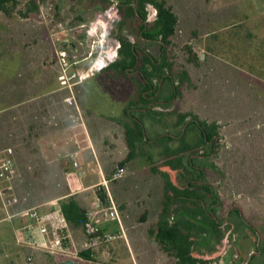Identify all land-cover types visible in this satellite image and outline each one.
<instances>
[{
  "label": "rangeland",
  "instance_id": "rangeland-1",
  "mask_svg": "<svg viewBox=\"0 0 264 264\" xmlns=\"http://www.w3.org/2000/svg\"><path fill=\"white\" fill-rule=\"evenodd\" d=\"M156 1L171 7L178 18L172 45L167 51L170 61L175 63L172 76L179 84L177 86H180L177 72L181 71L179 69L181 66L187 65V51H191L200 59L204 56V59L195 64L196 68L189 66V71L196 81L195 89L188 90L182 87L177 98L166 108H162L164 118L161 123L152 118H141L147 138V142L141 145L142 152L140 150L139 155L129 163V169L126 165L124 166L126 174L122 178L109 182L107 187L102 189L109 192L115 202V197L125 202L123 214L119 206L117 207L126 239H118L96 248L91 251L90 260L79 259L78 254L83 251L84 243L81 245V242L74 240V246L69 239L67 246L73 257L66 258L40 252L33 257L32 262H28L29 251L16 245L13 236L14 223L6 218V214L0 213V264H57L62 260H75L82 264H134L132 259L138 264L168 263L167 254L160 249L155 238L149 233L151 228L155 232L157 230L156 223L162 210V202L165 200V179L161 172L168 174L172 183L180 188H184L187 184H197L198 187L200 183H208L213 188L214 198L221 200L217 208L214 206L215 200L212 195L207 192L202 195L203 207L207 210L213 209L219 226L214 227L213 232L202 228L191 232L195 257L204 262L213 261L222 264H264V217L251 219L252 223L254 221L253 228H247L245 220L235 216H231L227 222L225 220L229 214V166L232 163V161L229 162V151L233 147L240 148L241 143L240 139L232 136V132L241 129L244 124L240 118L237 125H234L236 130H232V126L229 127L231 123L229 120H233L229 118V24L232 21L239 24L244 18H260L262 12L258 10V6L261 0ZM118 2V0H109L102 5L98 3V0H38L39 11L26 14L29 0H19L17 10L12 15L0 12V112L20 99L32 98L35 93L63 86L60 80L62 68L57 51L66 53L64 64L68 69V77L78 71L85 72L91 77L92 75L89 74L91 69L109 63V60L99 55V51L102 45L105 46L106 52L116 48L115 41L119 42V37L140 43L157 58L158 43L141 41L133 29L134 24L131 20H126L120 26L117 23L121 20L119 16H116L112 31L107 38H103L100 29L98 38L88 35L89 31L92 32L91 25L95 23L98 14L113 12L117 7L121 11L127 10L126 6L121 7ZM148 10L152 14V8L148 7ZM262 18L264 19V15ZM92 50H94L93 53L90 52ZM121 58L120 55L114 59L111 58L113 60L111 64L117 63ZM89 76L85 84L70 89L81 110L77 112L73 104L60 106L59 110L57 109L58 129L69 130V134L75 135L81 130L80 122H83L95 143L102 169L104 170L112 163L113 169H117L120 167V159L128 150L120 123L124 121L125 128L134 127L133 118H126L124 111L137 106L141 93L135 90L133 95L131 92L134 90L126 91L128 89L126 85L135 82L125 80V75L114 78L113 75L103 72L96 78ZM77 80L78 75L71 82L74 83ZM119 84H123L121 92H117ZM164 88L170 90L168 84ZM127 93L132 96L129 98ZM60 95H69V91L61 92ZM55 98L57 97H53L54 101ZM247 109L250 111V106ZM29 114H32L31 111ZM133 114L137 116V113ZM183 114L190 115L187 119L189 122L205 121L209 124L215 122L220 128L218 136L220 141L216 157L212 160L213 168L208 169L206 176L199 182L194 181L197 170L187 174L183 170L175 171L167 166L158 154L161 152V147L152 142L166 135L180 137L182 125L175 126V124ZM12 117L13 113L10 118ZM13 118H16V112ZM72 127L74 128L70 131ZM191 131L189 136L192 137L191 143L195 145V149L186 154L184 162L191 158L195 165L199 163L197 159L199 152L204 151V154H210L212 145L201 142L200 129L193 126ZM14 133V137L18 138L19 130H15ZM3 135H6L4 131ZM179 139L177 138L171 145L178 147ZM8 147L13 149L17 158V147L11 145ZM29 150L30 152L33 150L32 143ZM83 158L89 163L93 159L91 151L84 152ZM32 160L34 162V158ZM40 160L42 168H46L47 179L56 180V184L61 183L60 185L63 186L66 181L65 174L70 170L68 167L72 161L71 157H65V154L48 157L42 155ZM145 166L151 167L143 168ZM17 168V194L20 197V192L27 193L28 190L21 182L23 180L19 165ZM32 168L29 170L31 174L34 171ZM104 173L106 176L109 175V172ZM39 174H42V171ZM86 175L87 181H101L96 165H93L92 169L88 164ZM40 178L41 175L38 180ZM47 185L43 194L46 197L42 199L51 197L54 189L59 186V184ZM28 189L32 188L28 187ZM196 191L199 194L202 193L197 189ZM43 196L40 194V198ZM179 204L174 205L173 212L169 215L170 222L180 218V214L176 212V209L181 207ZM116 205H118L117 202ZM189 208L195 210V206L191 204ZM184 213L191 212L183 211L181 215L183 216ZM192 217L194 220L200 219L199 214ZM107 223L112 225V229L108 231L115 232L119 229L116 222ZM220 224L223 226L221 227ZM22 225L23 223H19L16 227Z\"/></svg>",
  "mask_w": 264,
  "mask_h": 264
},
{
  "label": "crops",
  "instance_id": "crops-1",
  "mask_svg": "<svg viewBox=\"0 0 264 264\" xmlns=\"http://www.w3.org/2000/svg\"><path fill=\"white\" fill-rule=\"evenodd\" d=\"M258 10L262 12L260 18H244L239 24L233 21L229 24V118H233V120H229V122H231L229 123V127L232 126V130H236L234 125H237L236 123H238V119L241 118L244 124L241 129L235 132H232L231 130L232 136H236V139H238L243 136L246 137V135L250 136L251 132H255L254 135H257L258 139L257 142H253L254 146L252 148V153L255 158H252V161H249V163L242 166L237 165L238 169L243 171L249 167L248 170L250 172L247 171V176H244L246 173H243L241 177L235 175L233 178V174L230 175L232 177H229V219L231 216H235L236 218L245 220L244 222L247 228H253L252 225H254V221L252 223L251 219L253 220V218L264 217V19L262 18V15H264V0L260 1ZM103 72L110 74V76L113 75L114 78L123 75L112 68H105L102 71L93 74L90 78H96ZM82 84H85V82L76 84L72 86V88L74 89ZM126 86L128 87L126 91L134 90V93L131 92V94L134 95L137 88H135L132 83H129V85ZM122 88L123 84L117 85V92H121ZM66 90L69 91V95L59 96L61 92ZM127 95L129 98L132 96L129 93H127ZM54 96L57 97L55 98V101L53 100ZM26 98L27 97H25L18 105L19 114L23 111L29 113V103L33 102V118H18L19 126H21L19 127V133L17 134L18 148L22 147V145L25 144L26 139L31 137L34 149V163L37 159L35 158L36 156L40 158L42 155L48 157L56 156V154H65V157H71L72 161L74 159L77 160L79 162V168L76 170L73 169L72 161L69 164V172L73 170L75 171V175L67 176L69 172L65 174L66 181L64 185L67 190L65 193L56 194L53 192L51 197L37 201L20 200L19 204L15 206L14 209H11V213H17L20 210L41 205H45L43 210H49L54 206L60 205L64 198L73 196L79 206L85 210L87 214L90 213L94 216L95 221L98 222L103 230H111V223H107L104 220V215L101 211L103 205L98 197L97 191L102 188L104 189V186L102 185V174L105 179L107 178L106 180L109 183L111 182V172L116 168L113 169L112 163L107 165L104 170L102 169L101 162L97 157L98 153L95 143L90 136L87 126L83 122H80L81 130L78 133H75V135L73 133L69 134V130L62 131L58 129L59 123L57 122V115L59 114L57 109L59 110L60 106L65 107L73 104L77 112L81 110L75 95L72 94V91L67 86H56L55 89H46L43 92L35 93L32 98L29 97L30 99ZM249 106L251 108L250 111L247 109ZM130 109L127 108L124 111L126 118H130L128 116ZM250 118L252 119L251 121ZM1 120L3 121V118H0V121ZM124 123L125 122L122 121L120 126L124 135L125 145H127L126 128L124 127L125 125H123ZM29 124H32V133L29 130ZM73 128L74 127H72L70 131H72ZM3 131L6 135H3ZM9 140L10 137L7 135L5 129L0 126V154L1 151L6 148V144L9 145ZM20 149H23V154L25 153L28 156H31V154L25 151L24 148ZM233 149V151L237 150V148L234 147ZM58 150H60V152H58ZM87 150H90L93 156V159L89 163L83 158V154ZM248 150V145L243 146V151ZM127 155L128 150L126 155L120 159L121 161L119 162L124 161ZM88 164L91 165L92 169L93 165H96L101 181L92 182L86 180ZM126 166L128 169L130 168L129 163L126 164ZM148 167L151 166H145L143 168ZM229 169H232L231 164ZM234 170L236 169L233 168L232 172ZM104 172H109V175L106 176ZM108 177L110 178L108 179ZM46 179L47 178L45 177L41 179L44 185L50 183V181ZM115 198L118 204L117 206H119L120 211L123 214L124 208L126 207L125 202L121 199H117V197ZM258 214L261 215L259 216ZM184 215L185 217L192 219L195 224L198 223L199 226V219L194 220L189 214L184 213ZM12 222L14 223L13 236L15 237L16 245L18 247H23L26 251H29L32 258L40 252H43L41 250H32V248L28 246L29 236L20 234L19 237L17 230L22 228L26 223V220L14 218ZM19 223H23V225L21 227H16ZM115 231L117 232L118 229ZM69 235L73 245L74 240L81 242V245L86 240L84 228L72 229L70 227ZM33 240L38 241L39 239L35 237L31 239V241ZM193 255H195L194 252ZM60 262L63 261H59L57 264Z\"/></svg>",
  "mask_w": 264,
  "mask_h": 264
},
{
  "label": "trees",
  "instance_id": "trees-1",
  "mask_svg": "<svg viewBox=\"0 0 264 264\" xmlns=\"http://www.w3.org/2000/svg\"><path fill=\"white\" fill-rule=\"evenodd\" d=\"M107 1L109 2V0H104V2L108 3ZM18 2L19 0H0V12H6L8 15H12L17 10ZM148 3L153 4L158 10V19L154 26L155 32L154 35L152 36L158 38L161 37L163 44L167 45L169 48V46L172 45V37L175 34V29L178 23L177 15L173 12L171 7L166 6V4H164L163 2H157L156 0H125L123 2V5L126 6L127 9L126 20L130 21L131 19H144L146 17V10H145L146 4ZM39 8L40 7L38 0H29L26 9V14L38 12ZM119 41L121 43V49L119 51V54L121 55L122 58L117 63L110 64L109 67L118 68L117 71L125 75L124 77L125 80L131 82L132 80L128 78L129 74L126 72V69L136 64L137 61L136 52H135L136 50L133 49L132 44L128 41V39L119 37ZM187 53H188L187 56L188 58L186 59L187 65H184V67L181 66L179 68L181 69V71L177 72V78L180 83V86H178V92L183 89L182 87H185L188 90H193L196 87V81L192 73L189 71V66L196 68L195 64L201 61V59L197 58L191 51H187ZM142 64L143 67L145 68L144 71L145 76L154 77L157 78L158 80H161L164 77L166 73L165 68L169 69L171 75H173L172 73L175 71L174 70L175 63L170 61L167 52L162 58L161 63L159 62L158 59L152 60L148 57H144L142 60ZM148 67L153 68V70L148 72L146 70ZM167 81L172 82L171 77L170 79L168 78ZM143 90H145V88ZM188 92L191 93L192 91H188ZM144 98L145 97L143 95L140 96V99L142 101L144 100ZM22 101L23 99H20L17 103L8 106V108H6L5 110H1L0 112V118H3V121L2 120H1L2 122L0 121V126L5 129L7 135L10 137L9 145L17 147L16 153L18 157L16 158L14 155V159L16 158L15 159L16 167H18L19 165L21 178L23 180L21 182L23 183L25 188L27 187L28 190V192L26 190L27 193L20 192L21 195L19 197V195L16 192V187H17L16 184L17 178H16V180L14 181V186H15V193L19 198V202L20 200L22 201L23 199L26 201H37L46 197L43 196V194L45 191L44 189L48 186L47 184H49L50 186L54 184L55 185L59 184V186H57V188L54 189V192L56 194L65 193L67 191L66 186L64 185L65 183L63 184V186H61L62 185L61 183L58 184L55 183L56 180L55 181L49 180L50 183L44 185L43 181H41V179H43L44 177L47 178V174L45 172L46 168L45 169L42 168V164L40 163V158H38L37 156H36L37 162L34 163L32 160V158L34 157V156L32 157V155H34L33 154L34 149L32 150L33 152L32 151L30 152L29 150L32 143L31 137L26 139L25 144L22 145V147H20V148H24L25 151L29 152L31 156H28L25 153L24 155L23 149L18 148V138L14 137L15 134L14 131L18 130L19 127H21L19 126L18 118H21L23 116L26 118H33V116L31 117L32 114L25 113L24 111L21 114H19L18 105ZM29 104H30L29 111L33 113V109H32L33 102ZM15 112H16V118H13ZM12 113H13V117L10 118ZM153 115L156 116L159 114L154 112ZM189 116L188 114L180 115L175 126L182 125V128H184V126L186 125V119ZM152 119L160 123L162 122V118L153 117ZM251 120L252 119L250 118V121ZM132 121L134 123V127H129V126L126 127V142L128 147V155L124 161L119 163L120 167H124L126 164L133 161L139 155L141 150V145L147 142V139L145 138L143 128L141 125L143 122L142 119L141 118L132 119ZM199 122L201 127L205 129L204 131L207 134L208 140H213L214 136H219L220 128L217 123L213 122L209 124L205 121H199ZM29 126H30L29 130L32 133V128H33L32 124L31 125L29 124ZM192 128L193 127L188 126L182 139L179 140L180 144L178 147L171 145L172 142L175 141L171 136H166V137L164 136L160 138V140L157 143V146L161 147V152H159L158 154L165 161L166 165L175 171L183 170L187 174H192L191 171H193L190 165V161L189 160L186 161L187 164L184 162L186 154L195 149V145L190 142V136H189L192 132L191 131ZM254 134L255 132H251L250 136L246 135V137L243 136L238 138L241 140V143L239 144L240 148H238L236 151L233 150L229 151V162L232 161V163H230L232 169L233 168L236 169L233 172L232 169H229V177H232L230 176L232 174H233V178L235 175L241 177L243 173H246V175L244 176H247V171H249L248 170L249 167L243 171V170H239L237 165L242 166L246 163H249V161H252V158H255V156L252 153L253 152L252 148L254 146L253 142L254 141L257 142L258 139H257V135ZM203 141L204 138L201 139V142ZM6 145H7L6 148H11L8 147L9 146L8 144ZM246 145H248L249 150L243 151V146ZM31 163L33 164L32 166L30 165ZM33 166L34 168H32ZM31 168L34 169L33 174L29 172ZM153 170L156 172L155 169ZM40 171H42V174H39ZM39 175H41V178L38 180ZM161 175L165 179V186H164L165 200L162 202V210L159 214V218L156 223L157 230L155 232V230L151 228L149 230V233L155 238V241L159 245L160 249L164 253H166L168 257L177 259L180 264L203 263L204 261L196 258L193 255L194 242L191 237V232H193V230H198L200 227L198 226V223L195 224V222H193L192 219L185 217V215L182 216L181 213L183 211L191 212L190 214L192 215L189 214L190 216L201 214L203 220L207 224L213 227L217 226L216 220L211 218L207 214V212L203 209L200 201L203 200L204 197L194 189L193 184H188L184 188H180L172 183L168 174L161 172ZM28 187L32 189L29 190ZM102 189L98 190L97 194L102 204L103 203L106 204V192ZM206 190L209 191V189ZM40 194L43 197L40 198ZM176 204L181 205L179 209H176V212L180 214V218L175 222H170L169 215L171 214V212H173L174 205ZM190 204L195 206V210H191L189 208ZM60 206L69 223V226L72 229L84 228L87 222V213L79 206V204L76 202L73 196L64 198L61 201ZM141 220L142 221L144 220L143 217L141 218ZM79 256L85 260H90L91 251H81L79 253Z\"/></svg>",
  "mask_w": 264,
  "mask_h": 264
},
{
  "label": "built area",
  "instance_id": "built-area-1",
  "mask_svg": "<svg viewBox=\"0 0 264 264\" xmlns=\"http://www.w3.org/2000/svg\"><path fill=\"white\" fill-rule=\"evenodd\" d=\"M117 16L115 9L113 12H108L106 14H98L96 17L95 23L91 25L92 32H88V35L91 37L98 38V30H101V35L103 38H107L113 28V23L116 21L115 17ZM117 43L116 48H112L109 52H106L104 45L99 51V55L103 58L109 60L104 66L99 68H93L89 72L90 75L100 72L102 69L108 67L114 59L118 57V52L120 49V43ZM91 53L94 50L90 51ZM57 57L60 61L62 68L61 84L67 86L69 89H72V86L85 82L88 80V74L85 72H74L70 77H68V69L64 64V59L66 57L65 51H57ZM83 74V75H82ZM78 75V80L72 83ZM90 77V76H89ZM73 169L79 168V163L77 160L72 161ZM126 174L125 168L119 167L113 171L111 174V181L118 180ZM75 175V171H71L67 176ZM18 176V171L14 159V152L12 148H5L1 152L0 156V213L6 214V218L12 221L14 218L24 219L26 223L22 226L21 229H18V235L24 234L29 236L28 246L32 250H41L49 255L61 256V257H73L72 252L70 251L67 243L69 242V223L61 209L60 205L54 206L49 210H43L45 206H36L32 208H27L20 210L17 213H11V209L19 204V198L15 193L14 181ZM102 185L107 187L108 181L104 178L102 174ZM108 190V188H106ZM103 208L101 211L104 215V220L106 222H116L118 224V231H105L103 230L98 222L95 221L92 214H87V222L84 226V232L86 235V240L83 244V251H93L96 248L108 245L118 239H126L124 227L122 224L121 216L119 209L113 200L111 194L106 192V204H102ZM38 238L39 240H33L32 238ZM19 240V239H18ZM20 241V240H19ZM79 255V254H78ZM76 254V257H78ZM80 257V256H79ZM82 260L83 258H79ZM32 256L27 258L28 262H32ZM134 264L138 262L132 259ZM75 261V260H73ZM79 262V261H75ZM166 264H180L179 261L175 258L168 257V263ZM194 264H222L221 262L205 261L203 263H194Z\"/></svg>",
  "mask_w": 264,
  "mask_h": 264
},
{
  "label": "flooded vegetation",
  "instance_id": "flooded-vegetation-1",
  "mask_svg": "<svg viewBox=\"0 0 264 264\" xmlns=\"http://www.w3.org/2000/svg\"><path fill=\"white\" fill-rule=\"evenodd\" d=\"M72 1H75V0H72ZM76 1H78V0H76ZM118 1H119L118 4L122 7L123 2L125 0H118ZM98 3H101L103 5V3H105V2H104V0H98ZM148 7L152 8V10H153L152 14L148 10ZM145 10H146V17L144 19H131V21L134 24L133 29L138 34L141 41H143L145 43H151V42H157L158 43L159 56L157 58H155L153 56V54H151L150 51H148L147 49L143 48L140 43L130 42L128 40L132 44L133 49L136 50L135 52H136L137 61H136V64L134 66H130L129 68H127L126 72L129 74L128 78L135 82L134 84L133 83L132 84L135 86V88H137V92L138 93L140 92L141 95H143L145 97L143 101L141 99H139L140 102L137 100L136 102L137 103L139 102L137 104V106L132 107V109L129 110L128 116L130 118H133V119L153 118V117L154 118H164V117H162L163 111H164V110H162V108H166V106L169 105L172 101H174L178 95V86L177 85H179V84L176 83V81L174 80V77L170 74V71L168 68H165L166 73L161 80H158L157 78H154V77H146L145 76V73H144L145 68L143 67V64H142L143 58L148 57L152 60L158 59L159 62L161 63L162 58L164 57L165 53L168 51V46L163 44L161 37L156 38L155 36H152V35H154V32H155L154 26H155V23L158 19L157 8L153 4L148 3V4H146ZM115 11H116L117 16H119V19L121 20L117 24H119L121 26L126 21V11H124V10L121 11V9L119 7L115 8ZM120 49H121V43H120ZM120 49H119V51H120ZM118 55H120V54H118ZM107 68H112L114 70H118V68H115V67L113 68V67L108 66V67H106V69ZM146 70L149 72V71H152L153 68L148 67ZM170 77L172 79V82L167 81L168 78L170 79ZM167 84L170 87L169 91L166 90V88H164V87H166ZM144 88H145V90H143ZM154 112L158 113L159 115L154 116L153 115ZM133 113H137V116ZM187 119H188V117H187ZM187 119H186V125L184 126L180 137H174V136L172 137L171 135H166V136H171L174 140H177V138H180L179 140H181L186 129L188 128V126H191V127L194 126L197 129L201 130V133H200L201 139L204 138V141L202 143L206 144V145L207 144L212 145V151L210 154H204V151L199 152V154L197 155V159L199 160L198 164L194 165L193 160L191 158L189 160L192 170H197L196 178L194 181L199 182L200 180H202L204 178V176H206V174H207L206 172L208 171V169L212 170V168H213L212 160L216 157L218 142L220 140H219L218 136H214L213 140H208L207 134L204 131L205 129L203 127H201L200 122L199 121L189 122V121H187ZM190 124H192L193 126ZM141 125H142L143 132L145 135L146 132H145V128L143 126V122ZM145 138H146V135H145ZM159 140L160 139H156L152 142H154L156 144V143H158ZM150 142H151V140H150ZM190 142H192L191 136H190ZM196 185L197 184L193 185L194 189L201 191L202 193L200 195H203V193L207 192L210 195H212V198H214L213 188L211 185H209L208 183L207 184L200 183V184H198V187ZM206 189H209V191H207ZM214 200H215L214 206L219 208L221 200H218L216 198H214ZM202 201L203 200L200 201L201 205H202ZM202 207H203V205H202ZM203 209L207 212V214L211 218L216 220V224H217V226H219L218 220H217L216 216H214V214H213V209L207 210L204 207H203ZM199 217H200L199 227L205 228L206 230L213 232L214 227L207 224L203 220L201 214H199ZM228 219H229V214L225 218L226 222L228 221ZM225 224H227V223H225ZM220 226L222 227L223 225L220 224ZM230 231H231V229H230Z\"/></svg>",
  "mask_w": 264,
  "mask_h": 264
},
{
  "label": "water",
  "instance_id": "water-1",
  "mask_svg": "<svg viewBox=\"0 0 264 264\" xmlns=\"http://www.w3.org/2000/svg\"><path fill=\"white\" fill-rule=\"evenodd\" d=\"M201 59H204V56H202ZM59 264H82V263L75 262L73 260H66V261L60 262Z\"/></svg>",
  "mask_w": 264,
  "mask_h": 264
}]
</instances>
